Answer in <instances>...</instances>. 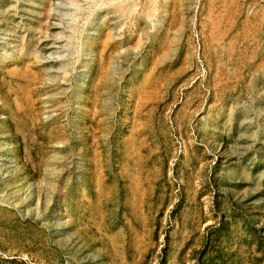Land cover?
I'll return each instance as SVG.
<instances>
[{
  "label": "rangeland",
  "instance_id": "1",
  "mask_svg": "<svg viewBox=\"0 0 264 264\" xmlns=\"http://www.w3.org/2000/svg\"><path fill=\"white\" fill-rule=\"evenodd\" d=\"M0 264H264V0H0Z\"/></svg>",
  "mask_w": 264,
  "mask_h": 264
},
{
  "label": "bare ground",
  "instance_id": "2",
  "mask_svg": "<svg viewBox=\"0 0 264 264\" xmlns=\"http://www.w3.org/2000/svg\"><path fill=\"white\" fill-rule=\"evenodd\" d=\"M135 7V6H134ZM141 10V9H140ZM232 102V101H231ZM234 102V101H233Z\"/></svg>",
  "mask_w": 264,
  "mask_h": 264
}]
</instances>
